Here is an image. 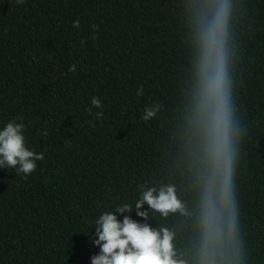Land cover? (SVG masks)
<instances>
[{
	"label": "trees",
	"instance_id": "obj_1",
	"mask_svg": "<svg viewBox=\"0 0 264 264\" xmlns=\"http://www.w3.org/2000/svg\"><path fill=\"white\" fill-rule=\"evenodd\" d=\"M203 2L0 0V130L22 117L26 146L45 156L27 178L0 169V264H91L98 217L134 208L140 185L168 184L193 215L149 211L146 222L173 230L177 254L195 264L199 162L187 116L194 11ZM230 4L233 99L246 135L235 177L238 235L225 237L217 261L264 264V0ZM93 97L100 120L87 111ZM154 104L156 116L141 119ZM131 219L145 222L135 210Z\"/></svg>",
	"mask_w": 264,
	"mask_h": 264
},
{
	"label": "clouds",
	"instance_id": "obj_2",
	"mask_svg": "<svg viewBox=\"0 0 264 264\" xmlns=\"http://www.w3.org/2000/svg\"><path fill=\"white\" fill-rule=\"evenodd\" d=\"M23 2L17 0V3ZM230 15V0H204L194 11V79L187 120L199 162L196 178L199 244L195 264H218L217 256H223L225 237L234 243L238 235L235 177L246 129L236 119L237 108L233 99L229 59ZM73 27L79 28V20L73 23ZM92 28V38L96 39L98 26L94 24ZM84 43L82 40L81 44ZM75 70V64L68 69L69 72ZM143 91L141 85L137 96H142ZM91 105L87 109L88 114L100 120L104 112L92 111L93 107H103L99 97H93ZM158 111V104L145 107L141 119L149 121ZM19 119L21 122L13 119L0 130V169H15L16 174L27 178L37 169L36 162L43 161L45 156L43 152L36 153L26 146L25 125L23 118ZM41 134L46 136L47 130ZM66 143L70 145L71 142ZM144 205H148V211H141ZM133 210L144 223L131 219ZM149 211L159 213L162 218L177 212L185 217L193 215L177 198L175 185L159 188L140 185L134 208L124 203L114 211L103 212L96 220L92 242L100 252L91 257V264H189L175 250L173 230L149 226L146 222ZM117 214L123 215L122 222Z\"/></svg>",
	"mask_w": 264,
	"mask_h": 264
}]
</instances>
